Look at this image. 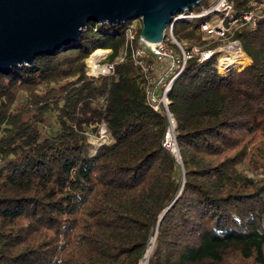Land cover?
<instances>
[{"label": "trees", "instance_id": "16d2710c", "mask_svg": "<svg viewBox=\"0 0 264 264\" xmlns=\"http://www.w3.org/2000/svg\"><path fill=\"white\" fill-rule=\"evenodd\" d=\"M228 1L240 15L253 0ZM206 19L175 23L186 49L220 45ZM126 25L90 22L62 51L0 70V264H140L153 237L148 264H264V18L233 34L249 64L223 74L218 52L195 56L171 87L183 168ZM97 49L111 74H87ZM102 124L111 141L95 147Z\"/></svg>", "mask_w": 264, "mask_h": 264}, {"label": "water", "instance_id": "95a60500", "mask_svg": "<svg viewBox=\"0 0 264 264\" xmlns=\"http://www.w3.org/2000/svg\"><path fill=\"white\" fill-rule=\"evenodd\" d=\"M200 2L0 0V70L32 65L40 54L62 51L80 40L90 22L117 25L142 18L141 42H161L167 27L175 23L174 17Z\"/></svg>", "mask_w": 264, "mask_h": 264}, {"label": "built area", "instance_id": "2783aa9c", "mask_svg": "<svg viewBox=\"0 0 264 264\" xmlns=\"http://www.w3.org/2000/svg\"><path fill=\"white\" fill-rule=\"evenodd\" d=\"M204 16L208 17L200 24L204 39L215 38L216 40L228 39L230 41L226 45H219L214 49H205L201 45H193L191 49H186L187 42L177 40L174 35L175 23ZM262 18H264V0H253L251 8L240 15L235 14L234 7L228 0H216L210 7L201 12H194L190 9L176 15L174 17L175 23L173 22L167 27L163 41L143 43L140 40L138 45H136L139 30L137 22H141L143 26L142 18L127 22L125 29L126 46L131 48L132 59L139 66L146 79V95L150 105L153 109L164 113L169 120L164 145L175 156L179 155L175 137L176 121L169 109L170 99L168 94L175 80L182 73L187 60L198 56L199 60L203 61L213 53L218 52L220 56L217 66L220 72L223 74L230 72V70H223L222 67L224 66L227 69L231 66L233 53H236L238 57L247 56L241 41L233 38L234 32L246 24L255 28L258 20ZM96 51L86 59L87 74L92 77L111 74L115 69V62L107 61L106 56L110 51L108 54ZM122 59L123 56H119L116 60ZM88 135L90 143L94 144L95 147L111 141L105 124L99 127L98 132L90 131Z\"/></svg>", "mask_w": 264, "mask_h": 264}, {"label": "rangeland", "instance_id": "374dc122", "mask_svg": "<svg viewBox=\"0 0 264 264\" xmlns=\"http://www.w3.org/2000/svg\"><path fill=\"white\" fill-rule=\"evenodd\" d=\"M214 1H216V0H204L203 2H201V3H199V4H197V5H195V6H193L192 7V10L194 11V12H199V11H201V10H203V9H205V8H207V7H209V6H211L212 5V3L214 2ZM98 24H101L100 22L98 23ZM137 24H138V27H140V26H142L141 25V22H137ZM143 27V26H142ZM207 40H216L215 38L213 39H207ZM218 43H220V45L221 46H224V45H226L230 40H228V39H226V40H216ZM98 51H100V52H104V53H106V54H108V52L110 51L109 49H99V50H97L96 52H98ZM95 52V51H94ZM106 58H107V56H106ZM241 60V59H240ZM240 60H237L236 62H237V64H232L231 66H229V68H227V70L228 69H231L230 71H232V70H237L239 67H244V66H246L247 64H244V63H242ZM247 61V62H246ZM245 62L246 63H250V59H249V61H248V59L246 60ZM237 66V67H236ZM156 75V74H155ZM179 156V155H178ZM178 156H176L177 157V160H178V162L181 164V159H180V156L178 157ZM153 239V245H154V241H155V239H154V237L152 238Z\"/></svg>", "mask_w": 264, "mask_h": 264}, {"label": "bare ground", "instance_id": "6f19581e", "mask_svg": "<svg viewBox=\"0 0 264 264\" xmlns=\"http://www.w3.org/2000/svg\"><path fill=\"white\" fill-rule=\"evenodd\" d=\"M98 52H100V51H98ZM232 61H231V65L232 64H237V60H240L241 62H245L248 58L245 56V57H238V55L236 54V53H233V56H232ZM222 69L223 70H225V71H227V69H225V67L223 66L222 67ZM228 70H231V69H228ZM152 248H153V244H152V246L150 247V245H149V247H148V249H147V252H146V254H145V257L143 258V260H142V262H141V264H148V257H149V254H150V252L152 251Z\"/></svg>", "mask_w": 264, "mask_h": 264}]
</instances>
